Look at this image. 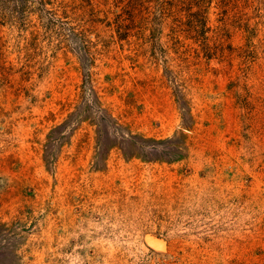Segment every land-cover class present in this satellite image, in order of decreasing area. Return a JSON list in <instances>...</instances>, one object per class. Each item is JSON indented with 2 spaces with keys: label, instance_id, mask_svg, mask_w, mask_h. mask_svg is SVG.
<instances>
[{
  "label": "rangeland",
  "instance_id": "obj_1",
  "mask_svg": "<svg viewBox=\"0 0 264 264\" xmlns=\"http://www.w3.org/2000/svg\"><path fill=\"white\" fill-rule=\"evenodd\" d=\"M0 264H264V0H0Z\"/></svg>",
  "mask_w": 264,
  "mask_h": 264
},
{
  "label": "water",
  "instance_id": "obj_2",
  "mask_svg": "<svg viewBox=\"0 0 264 264\" xmlns=\"http://www.w3.org/2000/svg\"><path fill=\"white\" fill-rule=\"evenodd\" d=\"M145 241L155 249H163V243L158 239L153 238L151 235H145Z\"/></svg>",
  "mask_w": 264,
  "mask_h": 264
}]
</instances>
